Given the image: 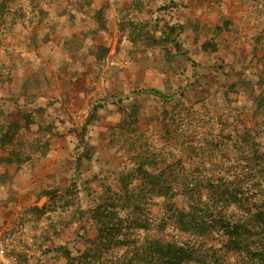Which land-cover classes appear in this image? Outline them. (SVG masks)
Listing matches in <instances>:
<instances>
[{
  "label": "rangeland",
  "instance_id": "obj_1",
  "mask_svg": "<svg viewBox=\"0 0 264 264\" xmlns=\"http://www.w3.org/2000/svg\"><path fill=\"white\" fill-rule=\"evenodd\" d=\"M233 2L234 22L241 19L230 36L264 0ZM186 8L167 0H0V138H7L0 141L7 241L0 264H69V257L119 264L145 236L194 245L199 264H244L226 254L218 234L189 236L174 222L188 182L201 184L215 211L228 203L209 184L240 189L246 204L262 194L264 177V89L235 67L246 50L241 57L201 50L213 38ZM136 162L150 172L164 168L172 197L133 175L125 192L120 179ZM99 204L125 218L112 245L92 243Z\"/></svg>",
  "mask_w": 264,
  "mask_h": 264
},
{
  "label": "trees",
  "instance_id": "obj_2",
  "mask_svg": "<svg viewBox=\"0 0 264 264\" xmlns=\"http://www.w3.org/2000/svg\"><path fill=\"white\" fill-rule=\"evenodd\" d=\"M169 3L173 4L171 1ZM165 39H168V36ZM201 50L214 53L218 50V46L215 41H206L201 44ZM141 92L160 98L166 97L156 89H146ZM99 107V104L92 107L90 115L80 128L79 135L82 142L85 141L84 137L88 126L97 118ZM6 139L0 138V141ZM77 162H80V159H77ZM146 165L150 164L136 162V168L131 172L133 174L121 177L120 183L123 190L128 191L130 181L127 176L133 175L134 179L139 178L152 191L156 189L157 195L171 198L172 196H167V193H170L168 190L170 182L165 177L164 168H155L154 172H150ZM263 172L264 167L260 170L261 174ZM217 183L218 185L209 184L206 189L211 192L216 190V194L219 193L220 196L226 197L228 205L224 208L217 207L215 211L210 209L201 198V188L198 187V185L201 187V184H197L196 181L188 182L180 192L186 201V206L177 208L173 213L176 226L182 233L193 237L218 234L222 238L221 247L226 254H237L244 264H264V177L259 185L262 194L252 202L246 201V204L242 201L240 189H229L228 186L223 188V181ZM222 189L225 190L222 192ZM129 199L126 195L121 198L123 202ZM106 211L100 204L93 210L92 217L97 223L98 231L96 239L92 241L95 245L104 241L112 245L117 233L120 234L124 227L125 218L117 216L116 213H106ZM131 221L135 229H145L136 219ZM133 226L129 225L131 228ZM130 247L128 248L130 249L129 255L125 253L119 264H199L200 260V252L194 245L163 240L153 236L142 237L137 244ZM88 253L85 252L82 256L86 258ZM72 260L73 258L69 257V264H73Z\"/></svg>",
  "mask_w": 264,
  "mask_h": 264
},
{
  "label": "crops",
  "instance_id": "obj_3",
  "mask_svg": "<svg viewBox=\"0 0 264 264\" xmlns=\"http://www.w3.org/2000/svg\"><path fill=\"white\" fill-rule=\"evenodd\" d=\"M166 1V0H162ZM174 3H182L187 5L186 10L189 11V17L203 32L209 31L213 41L217 43L218 51H223L226 55H231L232 52H238L237 55L241 57L243 53L244 58L241 57L235 61V67H244L247 75L255 80L256 84L264 89V3L257 2V13H245L244 21L240 24V32L231 31V36L228 35L227 30L237 27L240 23L241 17H236L234 22L233 14L230 11L229 3L232 0H167ZM237 4V0H234ZM233 2V3H234ZM122 5V2H118ZM207 10V12L205 11ZM196 12L192 14V12ZM204 12V17L201 18V13ZM234 12H240L235 9ZM191 15V16H190ZM183 21V20H182ZM182 23V22H181ZM193 36L195 33L193 32ZM241 39L238 43L236 40ZM202 44V42H201ZM232 45L236 48H232ZM225 48V49H223ZM216 53V52H214ZM240 60H246V63H241Z\"/></svg>",
  "mask_w": 264,
  "mask_h": 264
},
{
  "label": "built area",
  "instance_id": "obj_4",
  "mask_svg": "<svg viewBox=\"0 0 264 264\" xmlns=\"http://www.w3.org/2000/svg\"><path fill=\"white\" fill-rule=\"evenodd\" d=\"M6 243H7L6 238H4L0 233V257L4 256Z\"/></svg>",
  "mask_w": 264,
  "mask_h": 264
}]
</instances>
